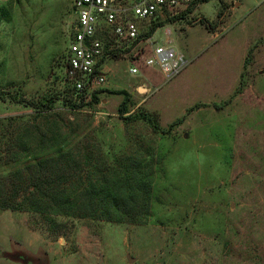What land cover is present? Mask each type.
Listing matches in <instances>:
<instances>
[{"label": "rangeland", "instance_id": "374dc122", "mask_svg": "<svg viewBox=\"0 0 264 264\" xmlns=\"http://www.w3.org/2000/svg\"><path fill=\"white\" fill-rule=\"evenodd\" d=\"M222 1L226 8L210 0L132 50L105 58L100 90L130 94L124 118L121 95L104 92L99 104L80 111L64 103L77 99L62 67L73 0H0V148L23 138L34 152L37 135L27 144L28 125L32 133L67 136L71 154L58 167L51 160L44 166L20 160L13 169L1 162L0 198L19 188L22 202L29 178H73L87 153L90 166L109 168L118 203L112 221L62 214L49 197L60 188L71 192L78 185L73 178L55 181L52 191L44 186L35 209L27 202L22 212L0 208V264H24L10 257L13 243L29 261H44L45 253L43 264H129L131 258L133 264H264V0ZM200 18L213 29L198 24ZM150 26L145 22L142 30ZM156 46L182 54L186 67L167 80L157 65L145 66ZM15 93L29 104L51 95L53 110L15 104ZM52 113L55 129L39 118ZM141 115L161 130L173 128L155 132ZM60 140L47 150L62 146ZM192 148L197 154L189 166L169 175L165 161Z\"/></svg>", "mask_w": 264, "mask_h": 264}, {"label": "trees", "instance_id": "16d2710c", "mask_svg": "<svg viewBox=\"0 0 264 264\" xmlns=\"http://www.w3.org/2000/svg\"><path fill=\"white\" fill-rule=\"evenodd\" d=\"M210 0H193L192 3L189 5L187 10L184 12L180 13L179 15L173 16V17H164V19H160V17H157L154 21H151V26L148 29V31L142 33L139 37L140 40H147L149 39L153 33L156 31V29L160 27H164L166 25L172 24L177 20L184 19L186 16L190 15L193 13V11L196 9L198 5H201L203 3H206ZM221 4V8H226V4L222 0H218ZM198 24L203 25L206 27L208 30H212L213 26L208 20L205 18H200L198 19ZM103 40L105 42V47L106 50L109 47V42L110 39L107 36L106 33L103 34ZM120 54L119 51L116 50H109L106 51L104 54V57L102 61H105V58L107 56H112V57H117V55ZM66 56H63V59H65ZM247 61L245 62V65H247ZM70 86V85H69ZM71 89H68L69 92L72 91L74 95L76 96V100H64V103L66 106H68L71 110L73 111H80L83 110L85 107H91L92 105H97L100 102L99 96L104 93H110L114 95H121L123 96V101L120 103L118 106V114L121 117L125 118V115L128 113V104L131 100L130 94H128L126 91L120 90V91H106V90H96L93 91L92 93H89L86 89L81 91L80 93H76L74 88L70 86ZM4 92H0V98L2 101H4V97L2 94ZM88 98V99H87ZM10 99L13 100L15 104H26L28 105L29 103L25 100H22V98L15 93ZM54 99L53 96H44L41 98L38 102L36 103H30L31 107H33L34 110H37L38 113L41 111L45 112H50L53 110V104H54ZM28 103V104H27ZM53 115V116H50ZM142 119H144L147 123H149L155 132H160L162 134L169 133L171 129L173 128L174 124H171L167 130H161L159 126L156 124V121L154 122L150 116H144L141 115ZM39 118H42L43 120H46L47 123H49L54 129L57 127L56 121H57V116L52 114H48L47 116H39ZM0 125H1V120H0ZM35 127V126H34ZM34 129L29 128L27 125V144L30 143L29 138H33L32 134L37 135V144L34 152H31L29 148L25 147V143L23 142V138H19L16 145H11L8 146L7 149L2 150L0 148V164L1 162L4 165H9V168L13 169L19 166V161L24 164L25 162L27 163H34L39 166H44L47 161H53L56 166L63 162V160H68L70 161V149L68 144V137L67 136H60L59 134H56L53 130L50 131V136L47 135L48 131H42L40 130L34 131ZM7 134V133H6ZM8 135V134H7ZM0 138V146H1V139ZM61 139L63 142L62 146H57L54 144V148H51L50 150H47L49 147H51V144H53L54 141H58ZM60 140V141H61ZM29 141V142H28ZM52 150V153H48L49 151ZM4 151H6V155H4ZM30 153H29V152ZM9 152V153H8ZM33 153V154H32ZM90 155L85 153L82 154L79 161L75 163V173L73 178H76L77 184L76 187L70 192V191H65L63 188L58 189V191H53L50 194L49 198H53V200L57 199V204L55 206H58L62 211V214L66 216H72L75 218H88V219H101V220H108L112 221L113 215H116L117 213V208H118V203L117 201L112 198V187L114 185V182H112V179L109 177L110 174H112L105 166V164H101L100 167L96 168L94 166H90ZM38 161V162H37ZM32 167V166H31ZM59 169V168H58ZM42 172V171H39ZM38 173V172H36ZM124 175V173H123ZM125 176V175H124ZM72 175L68 176L66 174L59 175L57 179L52 181L53 179L48 178L46 179H41L38 177L34 178H29L28 184H27V196L22 197V202L17 203V193L19 192V188H16V191L14 192L15 194L11 195L10 197H3L0 198V208L4 210H11V211H19L22 212L24 211V205L27 202V206L30 209H35L36 204L38 203L39 198L44 197V186H49L50 190L53 189L52 186H57L55 181H57L59 184L60 183H68L72 181ZM82 183H85L84 186V194L83 197L85 199L84 202H80V192H78V186H82ZM79 187V188H80ZM3 188L4 184L0 182V197H2L3 193ZM32 189V191H30ZM14 191V189H13ZM12 191V192H13ZM52 191V190H51ZM80 191V190H79ZM60 202V204H59ZM51 207V206H50ZM96 209H99V214L96 213ZM113 211V212H111ZM34 212V211H33ZM118 215V214H117ZM16 244L13 243L14 251L12 254H10V257L16 261L22 262L24 260V264H43L46 260V255L44 253V261H38L33 262L29 261L28 257L27 260L25 256L23 255V251H19L17 247L15 246ZM42 253V252H40ZM23 255V256H22ZM39 257V253L36 255H31L30 258H35L37 259ZM22 258V260H21Z\"/></svg>", "mask_w": 264, "mask_h": 264}, {"label": "built area", "instance_id": "2783aa9c", "mask_svg": "<svg viewBox=\"0 0 264 264\" xmlns=\"http://www.w3.org/2000/svg\"><path fill=\"white\" fill-rule=\"evenodd\" d=\"M193 0H73V22L63 61L64 80L78 94L99 90L106 83L104 54L109 50L128 52L142 40L143 24L157 17H173L187 10ZM110 39L106 50L103 34ZM150 39V38H149ZM147 39L146 41H148ZM157 65L170 79L183 70L187 61L173 48L156 46L145 66ZM129 73L135 75L133 67Z\"/></svg>", "mask_w": 264, "mask_h": 264}, {"label": "clouds", "instance_id": "9594fccd", "mask_svg": "<svg viewBox=\"0 0 264 264\" xmlns=\"http://www.w3.org/2000/svg\"><path fill=\"white\" fill-rule=\"evenodd\" d=\"M196 154L197 150L195 148L188 149L185 152L175 154L174 156L170 157L167 161H165L166 171L169 173V175L178 174L182 168L189 166L190 161Z\"/></svg>", "mask_w": 264, "mask_h": 264}, {"label": "water", "instance_id": "95a60500", "mask_svg": "<svg viewBox=\"0 0 264 264\" xmlns=\"http://www.w3.org/2000/svg\"><path fill=\"white\" fill-rule=\"evenodd\" d=\"M128 262H129V264H133L135 262V260L131 258V259H129Z\"/></svg>", "mask_w": 264, "mask_h": 264}]
</instances>
